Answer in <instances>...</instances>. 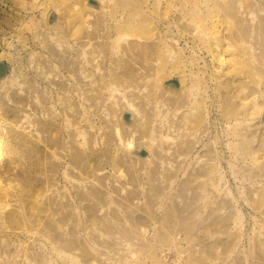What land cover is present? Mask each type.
Masks as SVG:
<instances>
[{
	"label": "rangeland",
	"instance_id": "374dc122",
	"mask_svg": "<svg viewBox=\"0 0 264 264\" xmlns=\"http://www.w3.org/2000/svg\"><path fill=\"white\" fill-rule=\"evenodd\" d=\"M0 136V264H264V0H0Z\"/></svg>",
	"mask_w": 264,
	"mask_h": 264
},
{
	"label": "bare ground",
	"instance_id": "6f19581e",
	"mask_svg": "<svg viewBox=\"0 0 264 264\" xmlns=\"http://www.w3.org/2000/svg\"><path fill=\"white\" fill-rule=\"evenodd\" d=\"M5 147H7V146H5ZM4 147H3V141H2V138H1V136H0V156H2V155H4V153H3V151L4 152H6V149H3ZM10 148V147H9ZM7 150H8V148H7ZM9 150H11V149H9ZM7 153V152H6ZM9 153L10 154H12V151L10 152L9 151ZM9 153H7V154H9ZM7 157H11V155L10 156H8L7 155ZM12 158V157H11ZM9 160H10V158H8ZM9 160H4L3 161V159L1 158L0 159V191H4V189L6 188V179H5V177H6V175H5V169H7L6 167H7V165L9 164V162L10 163H12V161H9ZM13 160V159H12ZM12 165H13V163H12ZM9 168V167H8ZM12 168H13V166H12ZM15 168V167H14ZM13 170H15V169H13ZM12 171V170H11ZM7 172H9V171H7ZM9 177V176H8ZM10 178V177H9ZM8 179V178H7ZM15 179V178H14ZM17 180V179H16ZM12 182V181H11ZM17 182V181H16ZM9 184V183H8ZM14 184V183H13ZM11 185V184H10ZM7 188H10V187H7ZM6 190V189H5ZM9 191V190H8ZM7 191V192H8ZM6 194H8V193H6ZM10 194V193H9ZM5 195V194H4ZM7 196V195H6ZM8 196H11V195H8ZM1 197V196H0ZM7 198V197H6ZM6 198H2V199H6ZM11 198V197H10ZM1 199V198H0ZM9 201V200H8Z\"/></svg>",
	"mask_w": 264,
	"mask_h": 264
}]
</instances>
